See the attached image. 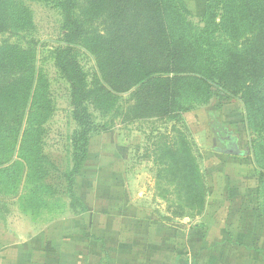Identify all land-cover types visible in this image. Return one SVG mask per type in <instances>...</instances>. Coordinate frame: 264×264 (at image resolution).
I'll return each mask as SVG.
<instances>
[{"label": "trees", "instance_id": "16d2710c", "mask_svg": "<svg viewBox=\"0 0 264 264\" xmlns=\"http://www.w3.org/2000/svg\"><path fill=\"white\" fill-rule=\"evenodd\" d=\"M81 1L60 0L63 32L54 54L55 67L70 88L77 125L88 128L82 106L93 95L96 101L127 95L113 114L125 125L170 123L172 135H159L163 141L154 144L158 156L153 161L162 162L159 178L173 185L177 212L197 216L207 189L183 115L208 98L214 106L240 102L264 198V0H209L200 28L189 22L183 0H87L88 16L80 12ZM21 21L17 10L0 9V33L18 35ZM215 27L231 38L246 33L245 46L223 47L212 36ZM32 42L26 48L5 44L0 51V189L19 193V210L38 219L57 210L45 183L52 165L43 153L44 126L54 110ZM79 49L94 59V89L87 88L73 58ZM209 128L220 142L222 127L210 122ZM90 136L82 137L83 156L68 176L71 202L77 200L75 177ZM228 140L233 148L235 139Z\"/></svg>", "mask_w": 264, "mask_h": 264}, {"label": "crops", "instance_id": "0c3cea01", "mask_svg": "<svg viewBox=\"0 0 264 264\" xmlns=\"http://www.w3.org/2000/svg\"><path fill=\"white\" fill-rule=\"evenodd\" d=\"M208 1L183 0L194 15H202ZM232 106L214 107L219 115ZM197 109L183 115L189 129L197 141H202L204 130L213 136L210 152L198 151L207 189L199 215L181 222L185 225L163 223L129 195L126 183L124 188L101 173L82 184L92 188L91 194H78L90 157L87 149L75 177L77 200L66 206L76 210H63V215L47 220L43 215L42 225L37 223L40 218L20 212L22 220L16 218L15 229L8 230L17 238L0 247V264H264V198L246 132L245 151L234 130L241 126L237 116H217L219 142L209 120L208 127L194 128L188 122L187 116ZM228 138L235 139L233 148ZM217 141L221 148L215 147Z\"/></svg>", "mask_w": 264, "mask_h": 264}, {"label": "rangeland", "instance_id": "374dc122", "mask_svg": "<svg viewBox=\"0 0 264 264\" xmlns=\"http://www.w3.org/2000/svg\"><path fill=\"white\" fill-rule=\"evenodd\" d=\"M59 2L60 0H0V9H15L22 17L18 35L0 33V51L5 44L26 48L29 41L33 40L30 45L36 48V66L39 74L47 84L48 97L54 110L52 117L44 126L43 153L52 165L48 167L45 183L52 190L57 210L45 214L46 216H43V218L47 220L59 217L63 210H66L67 213L76 210L70 207L66 209L67 204L70 202L67 180L75 162L83 156L82 137L91 135L87 148L90 157L80 176L81 189L78 190V194L82 192L81 195L91 194L92 188L89 190L86 188L87 186H82V184L86 180L97 178L95 175L101 173L109 177L108 180L116 181L115 183L120 186L123 185L124 188L126 183L129 195L137 199L138 204L141 200V207L149 211L158 220L171 225H185L181 222L186 223V219L195 216H183L185 214L180 215L177 212L176 195L172 193L174 191L173 185L159 178L161 176L159 172L163 168L162 162L157 161V164H155L153 161L158 156V153L155 154L154 144L163 141V139H159V135H166L167 133L172 135L170 133V123L149 120L125 125L122 118H116L113 114L115 109L129 98L127 95L99 101L94 100L93 95L84 101L82 106L84 110L83 117L86 118L89 124L88 128L80 127L74 121V106L71 104L69 85L54 64V54L58 47L57 40L61 38L63 32V16ZM81 5L83 8L80 9V12L83 13L82 15L88 16L90 9L86 8V6H89L87 0H82ZM204 13L205 10L202 15L190 13L189 22L196 28L202 27L201 19L204 17ZM217 15H220L219 11H217ZM212 31L214 32L212 35L215 38L214 40L219 44H223V47L226 45L242 49L245 46L246 33L231 38L223 34L219 27L213 28ZM215 52L218 59L223 58L222 50ZM73 58L82 71L87 88H96L97 76L94 59L82 49L74 52ZM214 101L213 98H208L204 104L197 107L198 109L195 108L197 113L188 115V122L191 126L194 125V128L201 124L208 127V120L218 124L217 116L220 118L227 117V115L237 116L238 125L241 124V126L238 129L236 125L234 130L238 141L241 142L240 145L244 146L241 149L246 151L248 147L247 138L244 124L241 122L244 116L242 105L240 102L233 103L235 109L232 106L229 111L221 110L218 115L213 105ZM183 119L185 128L187 127L189 130L188 138L193 145V152L200 163L201 159L198 151L199 149L200 151L206 149L210 152L213 136L207 135L204 130L202 141H197L187 125L186 117ZM104 130L108 132L96 135L99 132H104ZM83 132L84 135H81L80 133ZM205 142L206 145H204ZM215 147L221 148L218 141ZM162 176L164 175L162 174ZM87 190H89V193H86ZM17 194L12 195L0 189V247L11 243L13 239L17 238V235L12 234L10 236L8 233L10 228L15 229L16 218H22L18 203H16L19 197V193ZM60 204L62 205L61 208H59ZM69 205L71 204L69 203ZM37 223L42 225V218Z\"/></svg>", "mask_w": 264, "mask_h": 264}]
</instances>
